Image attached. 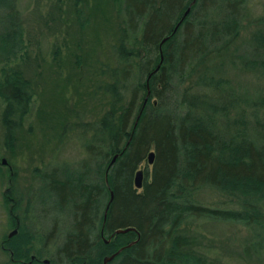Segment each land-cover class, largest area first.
<instances>
[{
  "label": "trees",
  "instance_id": "obj_1",
  "mask_svg": "<svg viewBox=\"0 0 264 264\" xmlns=\"http://www.w3.org/2000/svg\"><path fill=\"white\" fill-rule=\"evenodd\" d=\"M113 5L120 23L112 46L115 65L104 88L107 108L86 124L91 134L82 143V164L34 171L38 189H45L44 211L71 212L46 264H102L112 254L105 264H209L196 248V236L179 233L195 219L249 229L252 240L243 254L260 256L264 113L257 109L264 99L237 97L225 79L204 72L181 90L173 85L230 47L247 18L244 0H113ZM252 42L251 58L240 56L243 69L264 75V34H254ZM23 49L16 0H0V122L8 151L31 101L29 81L11 65L24 57ZM240 104L251 108L247 115L243 109L231 113ZM148 151L153 160L137 189L134 172ZM203 188L225 193L235 208L201 204L196 193ZM2 202L5 225L15 232L0 235V264H44L39 259L56 236V222L35 235L24 224L25 213H18L19 197L4 191Z\"/></svg>",
  "mask_w": 264,
  "mask_h": 264
},
{
  "label": "rangeland",
  "instance_id": "obj_2",
  "mask_svg": "<svg viewBox=\"0 0 264 264\" xmlns=\"http://www.w3.org/2000/svg\"><path fill=\"white\" fill-rule=\"evenodd\" d=\"M16 6L23 29L21 53L25 54L11 65L29 81L31 101L15 129L11 151L3 146L0 122V159L5 160V164L0 163V235L4 230L6 234L12 231L5 225L7 211L2 202V193L9 188L19 197L18 213H25L24 224L33 234H44L56 222V236L46 245L40 261L53 256L54 246L71 223V212L44 211L40 201L45 189H38L40 182L34 171L82 164V143L91 134L86 124L98 120L107 108L104 88L115 65L112 46L117 42L120 16L113 0H16ZM244 9L247 18L241 21L230 47L211 56L203 66L205 70L199 68L189 79L174 82L175 90L204 72L225 79L237 97L264 99V75L259 69H243L240 59L251 58L250 52L256 47L253 35L264 34V0H244ZM263 107H257L258 115L264 113ZM241 109L247 115L251 108L240 104L231 113ZM1 110L0 102V116ZM150 165L144 161L137 169L143 174ZM196 197L209 207L236 206L234 199L214 188H203ZM179 229L181 234L196 236V248L209 264H264V252L260 256L243 254L252 232L239 224L195 219ZM34 244L40 247L38 242ZM3 258L0 253V262Z\"/></svg>",
  "mask_w": 264,
  "mask_h": 264
},
{
  "label": "water",
  "instance_id": "obj_3",
  "mask_svg": "<svg viewBox=\"0 0 264 264\" xmlns=\"http://www.w3.org/2000/svg\"><path fill=\"white\" fill-rule=\"evenodd\" d=\"M163 40H164V38L162 39V41ZM115 157H116V154L112 156L110 162H112ZM152 160H153V152L152 151H148L146 153V162L148 164H151L152 163ZM1 163L2 164H5V160L3 158L1 159ZM141 178H142V172L139 169H137L134 172V176H133V186H134V188L139 189L141 187ZM110 199H111V193H110L109 200ZM106 208H107V205L105 206V209H104L103 218L105 216V210H106ZM130 229L131 228H129V227L123 228V229H115L114 230V233H123V232H125L127 230H130ZM14 232H15V230H12L11 232L8 233V236H10L11 234H13ZM112 256H113V254L104 257L103 260H102V264H105L107 261H109L112 258ZM41 262L44 263V264H46V263H48V260L47 259H42Z\"/></svg>",
  "mask_w": 264,
  "mask_h": 264
},
{
  "label": "flooded vegetation",
  "instance_id": "obj_4",
  "mask_svg": "<svg viewBox=\"0 0 264 264\" xmlns=\"http://www.w3.org/2000/svg\"><path fill=\"white\" fill-rule=\"evenodd\" d=\"M0 163H1V159H0ZM2 164V163H1ZM3 165V164H2ZM7 169L9 170L10 169V167H7ZM5 192H7V191H9V188H6L5 190H4ZM3 191V192H4ZM10 199V198H9Z\"/></svg>",
  "mask_w": 264,
  "mask_h": 264
}]
</instances>
